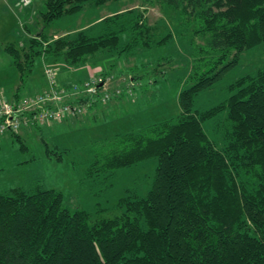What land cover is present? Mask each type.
I'll list each match as a JSON object with an SVG mask.
<instances>
[{
  "label": "trees",
  "instance_id": "obj_1",
  "mask_svg": "<svg viewBox=\"0 0 264 264\" xmlns=\"http://www.w3.org/2000/svg\"><path fill=\"white\" fill-rule=\"evenodd\" d=\"M121 1L42 0V30L34 33L23 22L16 40L4 47L22 84L39 60L80 66L103 52L129 55L172 37L158 39L138 8L104 19L96 38L84 31L54 40L45 34L55 20L80 13L86 4ZM150 3L165 4L184 23H195L193 38L203 41L195 45L178 96L180 114L107 140L88 175L157 159L151 189L145 197L129 193L118 202L122 215L96 222L86 211L67 209L63 194L53 189L37 185L0 194V264H264V65L232 83L225 102L194 109L199 93L217 84L244 52L264 44V0ZM225 112L226 144L218 148L203 123Z\"/></svg>",
  "mask_w": 264,
  "mask_h": 264
},
{
  "label": "rangeland",
  "instance_id": "obj_2",
  "mask_svg": "<svg viewBox=\"0 0 264 264\" xmlns=\"http://www.w3.org/2000/svg\"><path fill=\"white\" fill-rule=\"evenodd\" d=\"M15 1L0 0L1 14H4V9L10 10L9 2H14L22 16H18V23L15 25L13 22H5L4 28H0V106L6 101H12L16 87L20 88L22 97H27L29 86L39 85V76H44L43 66L48 65L56 69L58 80L66 76L65 74H70L73 81L97 74L105 78L102 74L104 72L114 75L109 77L111 89H121L115 76L125 75L126 78L122 81L126 86L123 88L124 93L121 90L122 95L120 94L122 103H114L102 112L92 110L79 119H66L53 123L49 128L32 127L23 135L8 133L0 136V194H8L14 188L31 190L39 185L42 189L61 192L67 209L88 212L92 222L120 216L124 213L118 207L121 198L129 193L145 197L151 189L158 165L157 159L110 173H93V176H89L92 163L103 150L105 142L115 135L138 132L149 125L174 120L180 114L178 96L186 87L195 45L203 44L200 38H193L197 25L184 23L178 12L165 4L156 3L157 6H151L147 0L145 3H141V0L111 2L110 7L99 8L97 13L95 7H88L82 17L73 15L55 20L46 27L45 34L64 36L67 32L72 33L91 24L100 13L118 8L135 9L139 5L143 7L138 9L144 13L148 24L156 28L158 39L169 34L172 37L163 46L138 49L129 55L103 52L99 56L105 55L104 58L98 59V56L89 64L80 66L68 64L66 68L67 63L63 60L58 64H50L46 59H43L42 65V60H39L33 75L36 80L32 81L31 78L29 82L26 78L23 85L12 58L1 48L2 41L11 36L9 30L13 28L11 34L16 26L15 31L20 30V25L26 20L25 12L31 8L23 0ZM20 5L25 6L23 11H20ZM43 11V4L32 8L34 18L32 16L29 19L28 25L34 33L42 30L40 14ZM182 23L184 27L180 28ZM85 33L96 38L102 35L103 30L101 27H93ZM263 65L264 44L244 52L239 63L217 84L195 97L194 109L206 111L225 102L231 96L229 86L232 83L246 75L256 74ZM226 119L225 112L203 123L205 132L218 148L226 144Z\"/></svg>",
  "mask_w": 264,
  "mask_h": 264
},
{
  "label": "built area",
  "instance_id": "obj_3",
  "mask_svg": "<svg viewBox=\"0 0 264 264\" xmlns=\"http://www.w3.org/2000/svg\"><path fill=\"white\" fill-rule=\"evenodd\" d=\"M44 76V91L6 101L0 106V136L17 134L23 128L79 119L95 107L106 106L122 95V89L110 88L109 77L93 76L81 83L61 84L56 69L51 66H44Z\"/></svg>",
  "mask_w": 264,
  "mask_h": 264
},
{
  "label": "crops",
  "instance_id": "obj_4",
  "mask_svg": "<svg viewBox=\"0 0 264 264\" xmlns=\"http://www.w3.org/2000/svg\"><path fill=\"white\" fill-rule=\"evenodd\" d=\"M145 0H141V3L142 2H144ZM147 1H149V2H157V0H147ZM17 2V0L15 1V3ZM140 3V4H141ZM6 4H8V3H6ZM11 4V5H10ZM39 4H43V2H42V0H30V7L31 8H29V11H27V12H25V14H24V17L26 18V20H23V22L25 23V24H28V22H29V19L33 16V18H34V15H33V13H31L32 12V8H33V6H35V5H39ZM111 3H108V4H106V5H104V6H101V7H97V6H95L94 4H86L85 5V7H84V9L80 12V13H77L76 15H81L80 17H82V15H83V13H85V11H86V9L88 8V7H95V11H96V13H97V10L99 9V8H104V7H110L109 5H110ZM9 6H10V10L8 11L7 9L5 10L4 9V14H1L0 13V24H1V27L0 28H4V26H5V22L6 23H8L9 24V22H13V24L15 25L16 24V22L18 23V16H20V17H22L21 16V13L20 12H18L19 10L17 9V8H15V6H14V2L13 3H10L9 2V4H8ZM154 6H157L156 4L154 5ZM138 7H140L139 5H136V8H138ZM141 9H143V7H140ZM145 8V7H144ZM130 9H134V7H130V8H118V9H113V10H110L109 12H107V13H100V14H98L99 15V17L97 18V19H95L91 24H88L87 26H85V27H81V28H79V29H77V30H74V31H72V33H76V32H80V31H86V30H88V29H90V28H93V27H101L102 28V30H103V20L104 19H106V18H108V17H111V16H113V15H115V14H119V13H122V12H124V11H127V10H130ZM146 9H148V10H150L148 7L146 8ZM148 15V14H147ZM71 16H73V15H71ZM24 23H22V24H24ZM15 27V26H14ZM17 27V26H16ZM16 27H15V29H16ZM15 29H14V31H13V34H11V32H12V30H13V28H11L10 30H9V35H11L8 39H3L4 41H2V43H1V48L3 49V51H4V47H5V45L6 44H8V43H11V42H14L15 40H16V36H17V31L18 32H21L19 29H17L16 31H15ZM5 33H6V31H5ZM65 34H69V32H67V33H65ZM25 35V34H24ZM27 36H29V33H27ZM61 36H63V35H61ZM61 36H59V37H61ZM50 38H52V40H54V39H58L59 37L57 36V35H55V36H49ZM5 52V51H4ZM42 65H43V62H42ZM68 64H66V68L68 67L67 66ZM49 66V65H48ZM44 67V66H43ZM104 73V72H103ZM42 74H44V68H43V72H42ZM66 76H64L62 79H60L59 78V82L61 83V84H70V83H73V82H77V83H81V82H84V81H86L88 78H89V76H91V75H89L88 77H86V79H83V80H81V79H79V81H73V79H72V77L70 78L69 76H71L70 74H65ZM98 75V74H97ZM96 76V75H95ZM110 76H114V75H108V77H110ZM125 75H121V76H119V77H117V76H115V78H116V80H117V84L119 85V86H121V89L124 91V87L126 86L125 84H124V81H122V80H124L126 77H124ZM33 78V77H32ZM34 78H36V77H34ZM32 79V81H35L36 79ZM132 81H133V79H131ZM30 82V81H29ZM37 82H39V85L37 86V85H32V86H29V93H27V97L29 96V97H31V96H34L35 94H38V93H40L43 89H44V87L46 88V81H45V76H43V75H41V76H39V81H37ZM134 82V81H133ZM33 83H35V82H33ZM117 84H115V85H117ZM31 85V84H30ZM110 86H111V84H110ZM45 90V89H44ZM127 90V89H126ZM126 90H125V92H126ZM122 93H124V92H122ZM16 94H20L21 95V91H20V88L19 87H16L15 88V90H14V92H13V94H12V101L13 100H15L16 98H15V96H16ZM21 98H22V96H21ZM114 103H122V101H121V97H119V98H115V99H113L112 101H110L109 102V104H107L106 106H97V107H95L94 109H92L93 111H97V112H102V110L103 109H105V108H109L112 104H114ZM91 110V111H92ZM101 110V111H100ZM53 124V123H52ZM52 124L51 125H48V126H44V128H49V127H51L52 126ZM30 129H32V128H23L22 130H20L16 135H23L24 133H26L28 130H30Z\"/></svg>",
  "mask_w": 264,
  "mask_h": 264
}]
</instances>
